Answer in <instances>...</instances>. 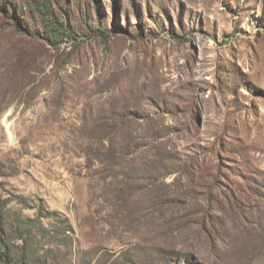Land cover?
<instances>
[{
	"label": "rangeland",
	"instance_id": "1",
	"mask_svg": "<svg viewBox=\"0 0 264 264\" xmlns=\"http://www.w3.org/2000/svg\"><path fill=\"white\" fill-rule=\"evenodd\" d=\"M49 1L76 45L0 0L4 243L46 264H264V0Z\"/></svg>",
	"mask_w": 264,
	"mask_h": 264
},
{
	"label": "trees",
	"instance_id": "2",
	"mask_svg": "<svg viewBox=\"0 0 264 264\" xmlns=\"http://www.w3.org/2000/svg\"><path fill=\"white\" fill-rule=\"evenodd\" d=\"M34 5L35 10H37L40 15L43 28L42 35L49 44H59L64 40H69L74 45L77 44L76 34L71 28L69 22H64L60 18H58L55 13L56 9L49 0H34ZM59 6L62 7L61 4H59ZM89 26L90 30L88 31H91L90 34H92L93 36H99L104 40L108 39L109 32H107V30L103 26L93 25L92 22L89 23ZM170 34L174 37L180 36L172 32ZM31 219V217H28L27 221H21L19 226H24L28 223V220L30 221ZM5 221V218L1 219L0 217V264H46L45 257L40 256L39 253L36 257H24V255L22 257H18L15 253L12 252V249L4 243L3 230L5 232ZM41 230H45V228L42 227ZM39 232L40 231L35 232L34 235L39 234ZM41 234H43L42 231ZM17 238L24 239V237L21 235H17Z\"/></svg>",
	"mask_w": 264,
	"mask_h": 264
}]
</instances>
